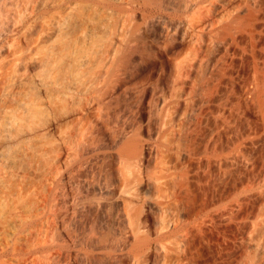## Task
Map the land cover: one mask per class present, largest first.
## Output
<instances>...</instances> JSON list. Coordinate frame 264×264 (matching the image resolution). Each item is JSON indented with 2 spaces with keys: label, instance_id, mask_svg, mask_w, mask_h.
<instances>
[{
  "label": "bare ground",
  "instance_id": "bare-ground-1",
  "mask_svg": "<svg viewBox=\"0 0 264 264\" xmlns=\"http://www.w3.org/2000/svg\"><path fill=\"white\" fill-rule=\"evenodd\" d=\"M263 22L264 0H0V264L37 218L41 264H207L229 220L228 264H264ZM206 163L241 177L226 196Z\"/></svg>",
  "mask_w": 264,
  "mask_h": 264
},
{
  "label": "rangeland",
  "instance_id": "rangeland-1",
  "mask_svg": "<svg viewBox=\"0 0 264 264\" xmlns=\"http://www.w3.org/2000/svg\"><path fill=\"white\" fill-rule=\"evenodd\" d=\"M263 25H264V22H263ZM260 28H258L260 31H257V30H254V33H264V26H263V28L261 29V27L262 26H259ZM263 30V31H262ZM250 31H252L253 32V30H250ZM250 31H248L249 33H252V32H250ZM255 31H257V32H255ZM247 33V32H246ZM204 41H202V46L200 47L201 49V52L203 53L202 55H204V56H207V55H209V52H210V54L212 53V51L214 50V48H211V46L210 45H207V43L206 42H204ZM189 44H190V47H189ZM204 44V45H203ZM187 46V47H186ZM191 46H193L191 43H189V42H182V43H179V45L178 44H176V47H175V49H174V51L176 50V51H183V50H187V49H189V48H191ZM205 54H207V55H205ZM235 62H233V65H232V69H237L239 72H238V74H239V76L241 77V75H242V77L240 78V79H242L243 78V75L245 74V69H244V67H242L244 64H243V62L241 61V60H239V58H235V60H234ZM241 62V63H240ZM236 70V71H237ZM237 74V75H238ZM241 74V75H240ZM238 76V77H239ZM214 107V106H213ZM210 120L212 121V122H210ZM209 121H208V125H213V124H215V121H213V119H210ZM201 127H203V128H201ZM200 127V130H202V131H204V129L206 128L205 127V125H202ZM202 131H201V133H202ZM223 139L221 138V140L220 141H222ZM206 165H207V163H206ZM215 167L213 166V164L212 163H208V165H207V168H205L206 169V174H204L205 176H204V178H205V180H206V184H205V182H203V184H205L203 187V189L204 190H206L207 191V193H208V198L210 199L211 197L213 198H220V197H224V196H226L227 194H228V192H229V190H230V188H232V186H233V184H235V182H238L239 180H240V176L238 175V173L237 172H235V171H233V173L230 171V170H228V172L226 173V174H224V173H220V175L216 178V179H218V178H220L221 177V179H219L218 181H216V179H214V175H215V173H214V171H215V169H214ZM27 176H28V182L29 183H31V185L33 186L35 183L37 184L38 182H36L35 180H38V178L37 177H35L34 179H33V177L31 178H29V176H31V175H28L27 174ZM27 179V178H26ZM214 180H215V182H214ZM38 181H40V180H38ZM27 182V183H28ZM217 184V186H216V184ZM35 184V185H36ZM29 185V184H28ZM34 185V186H35ZM42 185L43 186H45L43 183H42ZM41 184L39 185V183L36 185V187L35 188H33L32 186H30V188H33V190L35 189L36 190V188H37V186H42ZM43 186H42V188H43ZM216 186V187H215ZM40 187H38L37 189L39 190L38 192H35L36 194L34 195V194H32V197L33 198H31V199H36L35 201H32L29 197V199L28 198H26L25 197V199H27V201L24 199V202H22L23 203V205L21 204L20 205V207L21 206H23V207H21V210L22 209H24V213L27 215H29V216H31V217H33V216H35L34 218H36V215L37 214H39V212H41L42 210H43V208H44V206H43V204L45 203L46 204V199H44L45 198V195L47 194V192L49 193V188L47 189V187L45 186V188L42 190V188H40ZM46 190H49V191H46ZM37 191V190H36ZM33 192V193H34ZM37 195V196H36ZM48 196H49V194L46 196V198H48ZM28 200H31V201H28ZM46 200V201H45ZM26 202H27V204L29 203V205L27 206L26 205ZM25 203V204H24ZM30 203L32 204V205H30ZM42 205V206H41ZM33 206V207H32ZM28 207V208H27ZM40 207V208H39ZM41 207H43L42 209H41ZM39 209V211H37ZM180 209V208H179ZM37 211V212H36ZM23 212V211H22ZM34 212H36L35 214H34ZM23 213V214H24ZM28 216V217H29ZM95 216V217H94ZM93 218V219H92ZM97 218L98 217H96V215H94V213L93 212H87L86 214H84V216L82 217V220H81V224H79L78 225V229H81L85 224H86V222L88 221V220H93V221H96L97 222ZM38 219V218H37ZM37 219H34L35 221H34V227H37L38 228V230H37V228L35 229L34 227V230H30L31 232H28L29 230H27L26 231V234H25V232H23V233H21L20 235L22 236V237H20V235H19V237L18 238H22L20 241H18V243L20 242V244L18 245V243L16 242V244L14 245V247H16V245H17V247L16 248H18L17 250H15V251H17V252H15L14 251V254H15V258L14 259H19V260H14L13 261V259H12V261L15 263V264H27V263H29V264H41L42 263V257H41V255H40V253H39V251H38V249L40 248V246L42 245L41 243H43L42 241H44L45 240V236L44 237H42V235H39L38 234V232H36V231H39L40 229L39 228H42V225H44L43 227L45 228V225L48 227V225L46 224V221L44 222V220L43 219H38V222H39V220L40 221H42L43 222V224H42V222H40V226L37 224ZM3 220V219H2ZM50 222H53L52 221V218H51V221ZM2 223H4L3 221H1V219H0V244L2 243V244H5V242H7L6 240H7V238H9L10 236L9 235H11L12 236V234H11V232L13 233V230L15 229V228H8L7 230H6V228H2V226L4 225V224H2ZM35 223H36V225H35ZM45 223V224H44ZM88 223V222H87ZM50 225H51V223L49 224V227H50ZM33 226V225H32ZM39 226V227H38ZM46 227V228H47ZM80 227V228H79ZM12 229V230H11ZM32 229V228H31ZM213 229L214 230H212V232H208L207 234V238L210 240V242H208V245L206 244H204V245H202L201 247L202 248H200L201 250V252H200V257H201V260H204V261H206L207 262V264H228V262L232 259V256L234 255V254H236L238 251H239V247H241V244L243 245V237H242V235L240 234V232H239V230H238V228L236 227V226H234V224H233V221L232 220H229V221H227V222H224L223 224L222 223H219V222H217V224L215 225V227H213ZM36 230V231H35ZM10 231V232H9ZM15 231V230H14ZM8 233V234H7ZM39 236H38V235ZM7 236V237H6ZM9 236V237H8ZM41 236V237H40ZM39 237V238H38ZM40 239V240H39ZM47 239V238H46ZM218 239V241L221 243L220 244V246H219V249L220 250H218V246L216 245V243H214V241H216ZM19 240V239H18ZM42 240V241H41ZM17 241V240H16ZM38 242V243H37ZM37 243V244H36ZM40 243V244H39ZM39 244V245H38ZM36 247V248H35ZM35 248V249H34ZM15 249V248H14ZM32 249V250H31ZM34 249V250H33ZM58 249H59V252H60V248H56V249H53V251L52 252H50V253H52V254H59V252H58ZM57 250V251H56ZM32 251H33V253H32ZM37 251V252H36ZM220 251V252H219ZM34 252H36V253H34ZM20 253V254H19ZM37 253H39L38 255H37ZM48 254V256H51V254ZM19 254L20 255V258H18L19 257V255H18V257H17V255ZM37 255V256H40L41 258L38 260L37 259V256H35V255ZM41 260V261H40ZM11 261V262H12ZM12 262V264H14Z\"/></svg>",
  "mask_w": 264,
  "mask_h": 264
}]
</instances>
